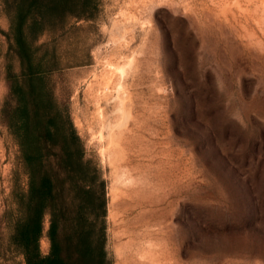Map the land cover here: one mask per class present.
<instances>
[{"label":"rangeland","instance_id":"rangeland-1","mask_svg":"<svg viewBox=\"0 0 264 264\" xmlns=\"http://www.w3.org/2000/svg\"><path fill=\"white\" fill-rule=\"evenodd\" d=\"M12 0H0V264L28 175L2 108ZM36 36L57 105L106 182L109 264H264V0H92ZM50 216L41 250L48 254Z\"/></svg>","mask_w":264,"mask_h":264},{"label":"trees","instance_id":"trees-1","mask_svg":"<svg viewBox=\"0 0 264 264\" xmlns=\"http://www.w3.org/2000/svg\"><path fill=\"white\" fill-rule=\"evenodd\" d=\"M92 0H12L9 47L20 71L8 65L15 103L2 116L18 141L28 175V190L17 199L18 215L9 244L25 264H109L106 249V182L85 159L73 121L57 105L46 75L57 69L33 39L68 16L88 18ZM49 214L50 250L41 237Z\"/></svg>","mask_w":264,"mask_h":264}]
</instances>
